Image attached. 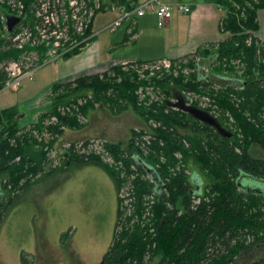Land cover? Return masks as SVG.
<instances>
[{"label": "trees", "instance_id": "trees-1", "mask_svg": "<svg viewBox=\"0 0 264 264\" xmlns=\"http://www.w3.org/2000/svg\"><path fill=\"white\" fill-rule=\"evenodd\" d=\"M9 1L0 0V87L9 61L32 69L42 63L47 46L38 31L45 30L42 15L48 10L36 12L42 2H52L11 0L21 4L22 11L7 31L4 15L17 14ZM102 1L103 6L113 3L125 9L136 4V0ZM210 1L223 10L218 30L226 36L190 52L200 62L195 61L186 74L181 61L179 67L171 61L170 71L141 68L140 77L138 67L150 60L137 59L127 61L126 67L117 63L109 72L52 83L48 109L27 127L19 123L17 106L0 109V192L5 196L0 197V216L50 162L47 152L65 126L78 127L77 116L93 102L115 113L130 103L151 122L148 132L131 129L125 146L103 142L98 151L94 142L83 140L70 144L65 153L72 164H98L112 179L116 193L125 188L127 203L122 205L117 196L114 232L99 264H148L156 254V264H264V256L250 257L252 247L264 244V160L251 154L254 145L264 150V39L251 35L264 0ZM61 7L65 19L53 2L49 11L55 9L61 26L67 27L68 41L85 39L81 48L90 38L91 23L77 34L70 9ZM53 27L50 24L45 32ZM23 29L30 38L19 43L14 37ZM68 41H61L57 51ZM34 54L36 58L30 57ZM147 86L154 99L144 95L147 105L138 107L135 90ZM186 93L192 94L190 103ZM78 98L83 101L80 105ZM178 98L208 113L225 134L173 105ZM200 98H205L203 106L198 104ZM103 154L111 160L110 167L100 161ZM57 168L49 164L46 174ZM27 255L21 254V264H31Z\"/></svg>", "mask_w": 264, "mask_h": 264}, {"label": "rangeland", "instance_id": "rangeland-1", "mask_svg": "<svg viewBox=\"0 0 264 264\" xmlns=\"http://www.w3.org/2000/svg\"><path fill=\"white\" fill-rule=\"evenodd\" d=\"M100 9L97 5L93 8L94 16L91 21V29L96 36L91 35L92 38L79 47L82 50L95 39L101 60L109 63L92 73H100L106 69L109 72V68L117 63L126 67L127 61L143 60L150 54L154 56L153 54L162 50L164 43L171 44L182 39V30L177 29L174 32L172 27L167 31L158 27L155 17L149 15V12L141 18L137 17L143 25L141 29L135 31L134 24H131L130 20H124L114 31H109L105 26L118 15ZM256 12L257 29L251 35L263 40L264 8ZM175 19L176 17L172 16L170 21ZM130 31H140L136 40L130 38ZM79 48L78 52L81 51ZM48 51L43 54L44 57L51 55ZM70 56L62 55L58 60ZM168 59L170 63L174 61L175 67H179L177 61H181L185 65L181 69L184 74L195 67V61L200 60L198 56L190 53ZM52 62L46 60L35 65L32 76L20 80L18 90L1 91L0 104L6 105L9 97L11 100L15 96L16 106H22L25 100L33 99L36 94L44 92L47 85L56 81V68ZM189 63L191 65H188ZM141 65L137 69L140 77L141 68H147L149 72L161 68L156 67L159 65L156 60L144 61ZM170 66L171 64L169 67L164 66V71H170ZM133 67L137 68V65ZM221 68L220 72L225 73L224 66ZM200 71L203 73L206 69L202 66ZM151 89V86H147L144 91L141 88L135 90L138 107L147 105L144 95H148L150 100L154 99ZM191 95L185 94L186 102L190 103L189 100L193 99ZM47 96V93L44 94L31 111L36 117L46 110H43V107L48 108ZM203 99L205 98H200L199 105H202ZM77 102L80 105L83 101L78 98ZM32 115L20 117L19 123L27 127L28 123L36 119L35 116L33 119ZM76 121L78 127L65 126L52 143L47 152L50 162L43 166V174H34L30 178V185L19 193L13 204L0 216V264H21L20 256L25 253L32 259V264H99L109 246L115 228L117 196L122 205L127 203L125 188L121 187L116 193L112 179L96 163L75 165L67 161V147L83 140L94 142L92 146L95 151L99 150L103 142L125 146L131 136V129L148 132L151 122L130 103L124 110L115 113L97 102L87 107L84 114L78 115ZM251 154L264 160V150L255 145L251 147ZM100 161L108 167L111 166V160L104 154L100 155ZM49 164L58 166L50 175L46 174ZM0 197H5L3 192H0ZM250 254L252 258L264 256V244L252 247ZM158 258V254L154 255L148 264H156ZM236 262L233 264L240 263Z\"/></svg>", "mask_w": 264, "mask_h": 264}, {"label": "crops", "instance_id": "crops-1", "mask_svg": "<svg viewBox=\"0 0 264 264\" xmlns=\"http://www.w3.org/2000/svg\"><path fill=\"white\" fill-rule=\"evenodd\" d=\"M142 1L144 0H136V3ZM160 1L169 2V3L180 2L187 6L188 8L187 12L172 13L171 17L175 16L176 19L173 22H171L169 19L166 23V26L164 27L166 31L170 30L171 27L174 30V32L177 29L182 30L183 33L182 39L178 42H172L171 44L164 43V46L160 52L153 54L154 56L150 54V56H146V58H144L143 60L157 61L163 58H175L194 51L197 47L203 45L204 43L217 42L222 40L226 36L224 33H220L218 30V23L223 16V10L220 9L212 1L210 0H160ZM148 14L154 16L153 13L151 12H149ZM144 15L140 16L139 18L143 17ZM131 24H134L135 31L136 29L143 28L142 23L138 21L137 18H134L131 21ZM128 34L130 35L131 39L136 40L138 35L140 34V31L138 32L130 31V33ZM97 45L98 44L95 42L94 39L80 52L68 58H65L61 61L59 60L56 62L53 61L52 63L55 65L56 68L55 82L65 81L82 74L91 73L97 70V68H99L100 66L104 64H109L101 60L99 49H97ZM51 85L52 84L47 85L45 88L46 90L44 92L40 94L39 93L36 94V96H34L33 99L31 98L25 100L22 106L17 107L18 111L21 114V117L25 115L30 116L31 114H33L32 117L35 116V113H31V111L35 109V105L38 104V101L42 98V96L48 93V90ZM23 89H21V91ZM16 90H18V88ZM15 103H16L15 96L11 100L9 97L6 105L2 103L0 104V109L12 105L16 106ZM45 108L48 109L47 107H43V110ZM35 117H33V119ZM31 264H32V259H31Z\"/></svg>", "mask_w": 264, "mask_h": 264}, {"label": "built area", "instance_id": "built-area-1", "mask_svg": "<svg viewBox=\"0 0 264 264\" xmlns=\"http://www.w3.org/2000/svg\"><path fill=\"white\" fill-rule=\"evenodd\" d=\"M53 5L55 7H59V16H62L63 19L66 18L67 15L64 14V8L61 7L62 5H67V8L70 9V18L74 20L73 28L77 34L81 33V30L87 25L91 23L92 18L94 16L93 8L101 7L100 10H109L111 12L117 13V18L109 22L105 28L109 31H114L115 28L124 20L132 21L134 18L140 17L144 15L146 12L153 13L156 25L160 28H164L166 26L167 21L170 19L172 13H181L187 12L188 8L185 4L176 2V3H169L163 2L160 0H144L142 2L136 3L130 9H125L123 7H117L115 4L110 3L107 7L103 6L102 0H52ZM51 2V3H52ZM10 3L11 10L17 12V14H10L13 16L18 17L21 14L22 6L21 4H13L11 0L8 2ZM48 1H44L40 5V9L36 12V15H41L48 10V14H43L42 19L45 24V30L48 28L50 24H53L54 27L49 30V32H45V30L38 31V35L40 40L46 41L44 44L47 46L48 52L51 54L49 57H43L42 62L48 61H55L58 60L63 54L72 51L73 49L80 47V42L84 41L85 39L78 40V39H71L68 41L67 36V27L61 26L60 21L57 19V14L54 11H49ZM88 3V5L86 4ZM17 8V9H16ZM99 9V8H98ZM99 11V10H97ZM6 15V14H5ZM4 15V20H5ZM9 15V14H8ZM6 28V27H5ZM94 31L91 30L88 37L92 38V36L96 35L93 33ZM92 35V36H91ZM30 38L29 32L26 29H23L20 33L16 34L14 39H18L19 43L26 42ZM52 38L51 44H48V39ZM61 41H68L67 46L60 51H57L58 47L60 46ZM85 43V42H84ZM20 46V45H18ZM35 55V54H34ZM37 55H35L36 58ZM158 64L156 67L163 68L164 66L169 67L170 61L168 58H163L157 60ZM164 65V66H163ZM35 69V65L33 66ZM32 68L28 66H20L19 63L14 61H9L5 67L6 71V80L0 87V92L6 89L15 90L17 89L20 80L23 77H30L33 72ZM187 104V103H186Z\"/></svg>", "mask_w": 264, "mask_h": 264}, {"label": "water", "instance_id": "water-1", "mask_svg": "<svg viewBox=\"0 0 264 264\" xmlns=\"http://www.w3.org/2000/svg\"><path fill=\"white\" fill-rule=\"evenodd\" d=\"M19 18L13 15H5V27L7 31H10L12 27L18 22ZM180 108H182L186 113L195 117L201 121L211 124L220 134H225V132L218 126L214 119L205 111L198 109L193 105L186 104L182 98H178L176 102L173 103Z\"/></svg>", "mask_w": 264, "mask_h": 264}]
</instances>
